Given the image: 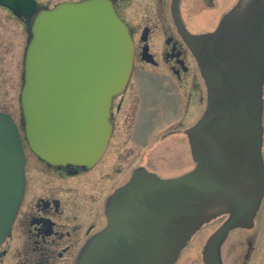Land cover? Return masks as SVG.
Here are the masks:
<instances>
[{
    "label": "water",
    "instance_id": "water-1",
    "mask_svg": "<svg viewBox=\"0 0 264 264\" xmlns=\"http://www.w3.org/2000/svg\"><path fill=\"white\" fill-rule=\"evenodd\" d=\"M207 92L200 119L186 130L195 166L172 178L145 169L107 199L105 226L80 251L77 264H174L190 236L228 213L211 234L203 264H221L228 230L248 227L262 195L260 90L264 73V0H238L208 33L184 31ZM31 15L34 0H0ZM133 42L111 0L62 1L37 10L22 60L18 102L24 138L51 166H93L110 134V107L125 88ZM24 154L11 116L0 111V243L24 186Z\"/></svg>",
    "mask_w": 264,
    "mask_h": 264
},
{
    "label": "flooded vegetation",
    "instance_id": "flooded-vegetation-1",
    "mask_svg": "<svg viewBox=\"0 0 264 264\" xmlns=\"http://www.w3.org/2000/svg\"><path fill=\"white\" fill-rule=\"evenodd\" d=\"M34 1V13L50 7L39 0ZM174 1L149 0L146 11L152 14L147 15L146 22L132 23L123 15L127 0H111L117 15L128 28L133 42V59L125 88L111 101V135L107 147L89 168L51 166L31 151L26 152L20 139L24 154L23 193L11 227L0 243V264H77L84 245L106 223L104 208L108 197L125 184L135 170L145 169L160 177L158 169L162 162L158 163L153 157L161 158L163 140L172 134L182 133L189 145L186 130L204 113L207 92L196 58L174 21ZM189 1L191 9H187L186 14L181 8L183 0H178L175 13L184 31L198 35L215 29L237 0ZM229 1L232 3L226 9ZM200 6L207 9L205 15L219 14L211 29L203 25L200 16L192 18H197L195 22L187 18L191 15L189 10ZM0 7L18 20L31 21L32 15L24 16ZM142 83L156 87L158 102L153 103L152 98L145 97ZM260 99L259 152L264 172V73ZM122 107L128 108V112L120 119L124 112ZM122 122L131 139H111ZM174 139L180 142L181 138L175 136ZM176 145L170 144L169 148H175L179 156L185 146L181 149ZM194 166L195 162L192 168ZM216 216L213 219H223L211 234L228 213ZM218 251L221 264H264V182L250 226L228 230Z\"/></svg>",
    "mask_w": 264,
    "mask_h": 264
},
{
    "label": "rangeland",
    "instance_id": "rangeland-1",
    "mask_svg": "<svg viewBox=\"0 0 264 264\" xmlns=\"http://www.w3.org/2000/svg\"><path fill=\"white\" fill-rule=\"evenodd\" d=\"M39 1L40 3L49 4V8L59 2H62L59 0ZM189 2V0H183L181 4V8L184 9L183 11L185 14L186 11H188L187 9H191L188 5ZM231 3L229 1L226 9L229 8ZM148 4L149 0H127L126 10L123 12V15L132 23H137V20L146 22L147 15L152 14V12L149 13V11H146ZM201 8L202 7L200 6L195 10H189V12L191 11V15L187 16V18L189 17V20L195 22L197 18H192L200 16L201 22L203 25H206L207 28L214 26L219 14L210 13V15H205L208 13L206 11L207 9L203 10ZM202 14H204V16ZM28 27L29 21L18 20L17 18L12 17L5 9L0 7V111L11 116L17 125L19 137L23 142L26 152H30V150L27 147L23 135L18 94L22 83V56L28 38ZM142 84H144L142 86V90L145 91V97L148 96L149 99L152 98L151 102L153 103H156L155 101L158 102L159 99L156 87L145 83ZM127 109L128 108L126 107L124 109L122 107L124 112L120 115V119L127 114ZM125 123L127 124V121H125ZM126 131H128L127 127L124 126L122 122L121 127L115 129L111 139H131L127 136ZM175 136H179L181 138L180 142L179 140L174 139ZM163 142L164 148L162 149L161 158L159 156L153 157L154 159H157L158 163L162 162L161 167L158 169L160 177H172L192 168L194 162L191 158L190 147L186 137L182 133L178 135L172 134L171 137L166 138ZM170 144H177L176 146L181 149L185 146V151H181L178 156L175 148H169ZM222 219V217H218L216 219L212 218L202 223L198 230L188 239L174 264H203L202 249L204 243L207 237L211 234L212 230L218 226Z\"/></svg>",
    "mask_w": 264,
    "mask_h": 264
}]
</instances>
